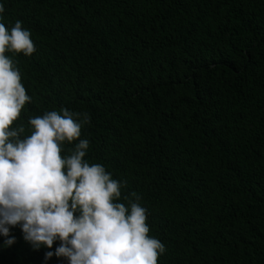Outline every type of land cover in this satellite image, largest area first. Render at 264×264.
I'll use <instances>...</instances> for the list:
<instances>
[{
  "label": "trees",
  "instance_id": "1",
  "mask_svg": "<svg viewBox=\"0 0 264 264\" xmlns=\"http://www.w3.org/2000/svg\"><path fill=\"white\" fill-rule=\"evenodd\" d=\"M0 4L36 47L6 53L31 97L13 127L88 113L85 159L141 197L158 264H264V0ZM11 234L0 264H68Z\"/></svg>",
  "mask_w": 264,
  "mask_h": 264
},
{
  "label": "clouds",
  "instance_id": "2",
  "mask_svg": "<svg viewBox=\"0 0 264 264\" xmlns=\"http://www.w3.org/2000/svg\"><path fill=\"white\" fill-rule=\"evenodd\" d=\"M4 12L0 4V14ZM35 52L31 33L21 21L10 30L0 22V236L5 238L4 246L16 242L11 229L19 227L33 250L52 249L60 242L54 252H45V261L55 255L68 264H158L166 249L149 236L141 197L136 192L122 197L126 182L85 159L89 141L80 137L82 127L90 123L88 113L62 108L30 117L31 134L26 136L23 125L13 127L31 97L16 62L6 53L30 57ZM65 144H74L68 154H64ZM121 198L127 207L118 202Z\"/></svg>",
  "mask_w": 264,
  "mask_h": 264
}]
</instances>
